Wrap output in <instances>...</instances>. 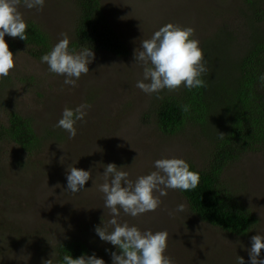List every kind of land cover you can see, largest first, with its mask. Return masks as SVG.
<instances>
[{
    "label": "rangeland",
    "instance_id": "rangeland-1",
    "mask_svg": "<svg viewBox=\"0 0 264 264\" xmlns=\"http://www.w3.org/2000/svg\"><path fill=\"white\" fill-rule=\"evenodd\" d=\"M244 1L101 0L109 26L127 46L128 58L117 59L106 51L95 53L89 74L75 88L65 86L63 77L49 74L46 64L9 49L17 56L14 70L0 79V124L6 125L12 112L30 118L42 144L31 153L17 145L0 150V264H42L53 253L57 264L55 249L65 240L86 244L87 255L95 254L111 264L110 253L116 249L95 233L96 227L107 225L112 218L98 191L104 182V165L125 167L122 170L135 181L154 171L157 159L180 158L198 167L204 160L191 133L166 137L153 119L145 118L151 113L153 96L135 87L143 78V69L134 64V50L166 24L193 28L201 49L228 26L229 45L237 56L248 35L241 18ZM19 11L26 23L35 22L49 34L52 46L62 33L73 40L78 14L75 0H46L42 11L22 5ZM9 39L14 38L5 37ZM85 103L91 106L88 115L78 122L76 138L68 139L55 125L65 107L74 109ZM70 167L91 171L85 185L89 191L65 192ZM223 186L258 219L245 236L224 233L199 219L178 190L161 197L155 212L136 218L121 212L119 221L142 231H167L166 255L174 264H237L238 257L248 264L251 238L264 235V151L231 164L223 175ZM180 204L185 210L175 212Z\"/></svg>",
    "mask_w": 264,
    "mask_h": 264
},
{
    "label": "trees",
    "instance_id": "trees-1",
    "mask_svg": "<svg viewBox=\"0 0 264 264\" xmlns=\"http://www.w3.org/2000/svg\"><path fill=\"white\" fill-rule=\"evenodd\" d=\"M78 11L70 47H91L95 53L106 51L117 59L128 58L127 46L109 26L101 0H75ZM243 27L248 30L241 53L233 55L227 32L218 34L202 48L207 62L203 76L206 87L189 92L181 87L162 92L161 99L153 95L150 115L159 132L166 137L191 133L204 155L199 167L189 162L190 170L200 175L199 186L180 192L190 210L202 221L224 233L245 236L258 224L253 211L237 201L234 193L223 186L228 167L249 154L264 151V86L258 80L264 73V0H245L241 11ZM28 41L18 38L6 41L9 49L21 51L39 60L52 48L49 34L35 22L28 21ZM214 44H217L218 51ZM183 105L190 110L182 111ZM34 120L16 112L8 115L7 124H0V150L17 145L24 152L38 150L42 139L36 135ZM53 135V133H51ZM223 135V139H220ZM61 139V134H56ZM57 261L64 255L73 259L88 254L86 244L74 240L59 243Z\"/></svg>",
    "mask_w": 264,
    "mask_h": 264
},
{
    "label": "clouds",
    "instance_id": "clouds-1",
    "mask_svg": "<svg viewBox=\"0 0 264 264\" xmlns=\"http://www.w3.org/2000/svg\"><path fill=\"white\" fill-rule=\"evenodd\" d=\"M46 0H0V79L7 78L15 68L13 53L5 37L28 41V25L19 11L22 5L28 10L42 11ZM51 50L40 57V63L46 64L49 74L63 77V84L70 88L78 86L82 76L89 74V65L95 60L94 50L85 45L79 50L70 47L67 33ZM194 37V29L166 24L155 31L150 39L142 40L139 49L134 50V64L142 67L143 78L135 87L144 94L161 99L165 90L171 92L181 87L189 92L206 87L203 76L207 73V62ZM264 86V73L258 77ZM90 105L85 103L77 107L65 109L55 127L67 133L68 139L78 135V122H84ZM189 105H183L182 111L187 113ZM220 135V139H223ZM154 171L139 176L135 181L129 179V173L123 166L116 164L104 165L102 173L104 182L98 186L103 193L104 207L109 210L111 219L107 225L96 227L99 239L112 245L111 264H174L173 259L166 255L168 248L167 231H142L135 225L121 223V212L136 218L155 212L162 204L161 197H166L169 190L188 192L195 190L200 183L198 172L190 170L187 161L180 158H161L154 164ZM66 191L72 195L86 192V183L91 179V171L70 167L66 172ZM185 206L180 204L175 212H183ZM169 215H173L172 212ZM111 227V231L108 227ZM264 250V235L257 234L251 238L248 264H264L261 251ZM54 256L42 261V264H54ZM58 264H106L104 259L95 254L81 255L73 259L64 255ZM237 264H245L238 257Z\"/></svg>",
    "mask_w": 264,
    "mask_h": 264
}]
</instances>
